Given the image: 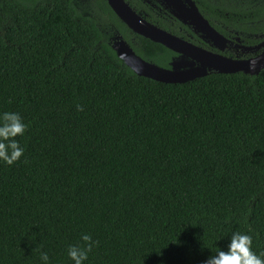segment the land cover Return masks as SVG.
<instances>
[{"label": "trees", "instance_id": "obj_1", "mask_svg": "<svg viewBox=\"0 0 264 264\" xmlns=\"http://www.w3.org/2000/svg\"><path fill=\"white\" fill-rule=\"evenodd\" d=\"M194 1L227 39L264 40V0ZM86 4L0 0V112L27 125L0 163V264H72L82 233L84 264H203L237 231L264 251V70L139 77L116 34L159 67L178 55Z\"/></svg>", "mask_w": 264, "mask_h": 264}, {"label": "water", "instance_id": "obj_2", "mask_svg": "<svg viewBox=\"0 0 264 264\" xmlns=\"http://www.w3.org/2000/svg\"><path fill=\"white\" fill-rule=\"evenodd\" d=\"M115 15L135 34L160 44L180 56L169 69L147 62L138 56L130 45L120 36L112 45L117 57L137 76L151 79L163 84H185L204 78L211 73L257 76L264 70V51L249 59H234L223 56L228 40L215 30L198 10L192 0H172L170 13L177 20L201 33V38L220 53H212L198 48L180 38L148 23L136 14L124 0H104ZM264 46V42L256 47H246L251 52ZM123 54V55H121ZM254 65V67H250Z\"/></svg>", "mask_w": 264, "mask_h": 264}, {"label": "clouds", "instance_id": "obj_3", "mask_svg": "<svg viewBox=\"0 0 264 264\" xmlns=\"http://www.w3.org/2000/svg\"><path fill=\"white\" fill-rule=\"evenodd\" d=\"M75 107L77 111L82 110L79 104ZM26 128L27 125L22 121L18 112H0V163L11 166L24 155L25 148L15 138L23 136ZM80 241L83 242L82 246L70 244L66 249V255L72 264H84L96 244V241L87 233L80 235ZM251 245L252 237L249 234L233 232L226 249L218 248L214 255L210 254L204 260L203 264H264V251L257 254L252 251ZM39 261L40 264H50L46 252L40 253Z\"/></svg>", "mask_w": 264, "mask_h": 264}, {"label": "flooded vegetation", "instance_id": "obj_4", "mask_svg": "<svg viewBox=\"0 0 264 264\" xmlns=\"http://www.w3.org/2000/svg\"><path fill=\"white\" fill-rule=\"evenodd\" d=\"M80 1L85 3L87 2V0H80ZM124 1L136 14H138L141 18H143L153 26L159 28L160 30L165 31L168 34L180 38L181 40H184L208 52L220 53L216 49H214L213 46H211L201 38V33L195 32L192 27L185 25L183 22L177 20L175 17L171 15L169 8H171L170 2L172 0H124ZM181 1L185 3L184 0ZM194 3L196 4L195 1ZM117 36H120L124 40V38L120 34H116L113 38L110 39L111 46L113 45L114 39ZM227 40H228V44L225 51L220 53L225 57L234 58V59H249L261 54L264 51V46L258 50H254L251 52H247L244 50V48L246 47H256L261 43H263L264 40L254 46H249L247 44H244L243 40H241L236 36ZM180 59H181L180 56H176L173 59L172 63Z\"/></svg>", "mask_w": 264, "mask_h": 264}, {"label": "rangeland", "instance_id": "obj_5", "mask_svg": "<svg viewBox=\"0 0 264 264\" xmlns=\"http://www.w3.org/2000/svg\"><path fill=\"white\" fill-rule=\"evenodd\" d=\"M28 1V3H30V2H33L34 0H27ZM81 4L85 7V6H87V4L85 3V2H81Z\"/></svg>", "mask_w": 264, "mask_h": 264}]
</instances>
